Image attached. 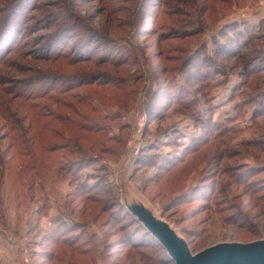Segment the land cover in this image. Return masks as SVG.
<instances>
[{
    "label": "rangeland",
    "instance_id": "1",
    "mask_svg": "<svg viewBox=\"0 0 264 264\" xmlns=\"http://www.w3.org/2000/svg\"><path fill=\"white\" fill-rule=\"evenodd\" d=\"M34 1L0 57V264H141L131 174L195 252L262 239L264 0Z\"/></svg>",
    "mask_w": 264,
    "mask_h": 264
},
{
    "label": "water",
    "instance_id": "2",
    "mask_svg": "<svg viewBox=\"0 0 264 264\" xmlns=\"http://www.w3.org/2000/svg\"><path fill=\"white\" fill-rule=\"evenodd\" d=\"M132 176L118 180L121 205L158 242L173 264H264V237L251 242H217L194 252L180 230L130 185Z\"/></svg>",
    "mask_w": 264,
    "mask_h": 264
},
{
    "label": "trees",
    "instance_id": "3",
    "mask_svg": "<svg viewBox=\"0 0 264 264\" xmlns=\"http://www.w3.org/2000/svg\"><path fill=\"white\" fill-rule=\"evenodd\" d=\"M28 0H10V2H6V4L4 6H0V51L3 49H5V54L3 56V54L0 56L1 60L4 59L5 57H7L8 55H12L14 53H16L18 48V44H17V39L18 37L23 35V30L19 23L21 22V19L24 20V14L22 13L23 10L26 8L27 9V2ZM40 0H35L34 3L30 6L29 9L31 8H35L36 6V2H38ZM68 0H62L61 4L63 2H67ZM26 3V4H25ZM51 6L53 8H55V4L52 3ZM36 10V9H35ZM59 17H61L59 15ZM25 21V20H24ZM47 22H49V20H47ZM52 21L49 22L48 25H44V29L45 31H52L54 24L51 23ZM23 31V32H22ZM22 32V35H21ZM249 28L248 27H244L243 32H241L239 29L234 31V34L236 35L235 37H237L236 41H233L231 44L237 49H242L244 50L245 48H247L248 46L252 45V41L251 38L254 35H251L249 33ZM6 46V48H4ZM46 46H49L50 51L53 48H57V45L55 43L54 40L50 41L47 43ZM236 49V50H237ZM227 51H223L224 54H228V55H232L234 57H238L240 55L237 54L231 49V46L226 49ZM91 51V49L86 46L83 47L81 46L79 51H77L78 56H76L74 58V62L75 63H88V62H93L94 57L91 56V53L88 54V52ZM57 52V51H56ZM63 52H61L60 50L58 51V53H55V55H53V57H47V59H59L64 57L65 54H62ZM88 54V55H87ZM50 56V55H48ZM141 156L138 157L137 160V166L135 171H137L141 166ZM252 169V168H251ZM254 172H253V171ZM251 171L245 172L240 174L239 176L241 177H248L250 172H253L254 175L260 173L262 171L261 170H256V169H252ZM251 173V174H253ZM248 174V175H247ZM250 174V175H251ZM240 177V178H241ZM241 180L239 179V182ZM255 185V190L253 191L254 195L259 193L260 191L264 192V183H259L258 181H256ZM186 193H182L181 195L177 196L176 199L173 201L174 203L176 202V200L182 198L183 196H185ZM121 205V204H120ZM173 206V205H171ZM206 209L208 210L209 208L212 209V207H209L208 205H205ZM121 208L125 210L126 214L132 219L133 224H135V226L138 228V230H141V232L139 234L136 235V237L132 240L127 241L128 246L130 247V255H136V257H138V259L141 261V264H173V262L169 259V257L167 256L165 250L158 244V242L156 240H154L150 234L147 233V231L137 222L134 220V218L127 212V210L125 209V207H123L121 205ZM164 217L171 221L169 217L166 216L165 212H163ZM132 226V225H130ZM240 226L244 227L245 223H241ZM264 226V223H263ZM264 230V229H263ZM59 231V230H57ZM190 244V243H189ZM191 246V244H190ZM192 250L195 252V249L191 246ZM144 250L150 251L152 252L155 256L157 255V257H152V258H147V260L144 258L143 252ZM131 258V259H130ZM133 256L130 257H126V259H124V264H136L135 261H132Z\"/></svg>",
    "mask_w": 264,
    "mask_h": 264
}]
</instances>
